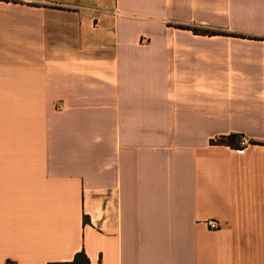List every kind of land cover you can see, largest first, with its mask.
I'll list each match as a JSON object with an SVG mask.
<instances>
[{"label":"crops","instance_id":"0c3cea01","mask_svg":"<svg viewBox=\"0 0 264 264\" xmlns=\"http://www.w3.org/2000/svg\"><path fill=\"white\" fill-rule=\"evenodd\" d=\"M81 251L264 264V0H0V264Z\"/></svg>","mask_w":264,"mask_h":264},{"label":"trees","instance_id":"16d2710c","mask_svg":"<svg viewBox=\"0 0 264 264\" xmlns=\"http://www.w3.org/2000/svg\"><path fill=\"white\" fill-rule=\"evenodd\" d=\"M185 29H189V28H185ZM191 31L193 33H202V34H206V35H216L215 32H207V31H199L197 29H191ZM238 136L235 135H230L227 138L219 141L220 144L229 146V147H235L236 146V140H237ZM49 264H89V260L86 257L85 253L83 251L78 252L74 255L73 259L69 262H57V263H49Z\"/></svg>","mask_w":264,"mask_h":264},{"label":"built area","instance_id":"2783aa9c","mask_svg":"<svg viewBox=\"0 0 264 264\" xmlns=\"http://www.w3.org/2000/svg\"><path fill=\"white\" fill-rule=\"evenodd\" d=\"M63 106L62 105H58L57 106V110H61ZM220 140L218 139H214L212 141L213 144H218ZM250 145L249 140L245 137V136H238L237 140H236V146L235 147H231L233 148V151L237 154H243L246 150V148ZM207 226L211 229H216L217 228V224L215 222H207Z\"/></svg>","mask_w":264,"mask_h":264}]
</instances>
